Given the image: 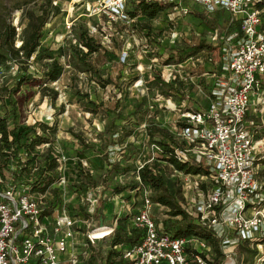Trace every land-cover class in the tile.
<instances>
[{
	"label": "built area",
	"instance_id": "obj_1",
	"mask_svg": "<svg viewBox=\"0 0 264 264\" xmlns=\"http://www.w3.org/2000/svg\"><path fill=\"white\" fill-rule=\"evenodd\" d=\"M141 1L98 0V8L89 10L86 17L120 22L133 31L136 18L127 9ZM146 1L167 6L164 14L169 19L176 13H190L194 3L208 12L227 10L238 21V30L222 46L226 73L213 85L207 106L184 108L177 117L174 132L179 142L171 146L173 156L199 171L169 167L179 176L184 210L218 241L223 254L219 264H239L242 245L255 251L251 264H264V181L260 177L264 172V123L258 120L264 117V0ZM66 17L71 32L77 19ZM87 24L103 44H112L117 32H105L94 21ZM202 52L213 61L205 50L185 61L194 57L200 61ZM127 58L123 50L121 61ZM249 115L254 116L252 121ZM63 148L50 152L57 166L46 172L50 183L45 189H37L35 176L24 175L15 181L12 174L0 171V264H105L110 249L128 264H217L214 246L206 239L172 236L163 229L153 211L151 189L139 176L140 169L153 159L143 163L139 159L133 171L116 174L115 186L109 178L113 166L109 159L100 181L82 185L94 177L95 166L84 158H73ZM113 148L110 145L107 150ZM73 197L79 200L77 210L70 206ZM110 203L111 221L106 222L105 211H100L98 219L100 205ZM121 219L128 220V234L132 227L144 231L138 243H110ZM106 228L109 234L105 235Z\"/></svg>",
	"mask_w": 264,
	"mask_h": 264
},
{
	"label": "rangeland",
	"instance_id": "obj_2",
	"mask_svg": "<svg viewBox=\"0 0 264 264\" xmlns=\"http://www.w3.org/2000/svg\"><path fill=\"white\" fill-rule=\"evenodd\" d=\"M24 1L0 0V28L7 19L20 31L19 18L22 9L16 7L23 6ZM43 1L30 3L28 7L38 11ZM59 2L62 13L55 16L52 12L44 30L41 40L44 51L36 53L28 64L9 61L0 66V98H3L0 103V116H4V106L10 105L9 88L19 78H24L20 90L12 96L17 107L16 122L21 128L33 127L24 135L26 142L34 136L49 138V146L46 142L40 148L36 147L38 153H35V160L27 164V175L39 174L47 150L58 152V149L64 147L73 158H84L95 166L94 179L97 182L102 179L109 159L114 165H118L116 169L112 166V172H109L113 186L117 182L116 174L124 168L133 171L139 159L142 163L153 159L158 160L165 168L168 186L171 189L179 188V176L168 167L163 147L155 142L161 135L154 128L165 129L171 136L176 137L175 125L181 111L187 107L205 108L211 98L213 85L220 75L226 73L223 47L228 37L236 31L230 25L232 17L221 11L208 12L201 5L192 3L194 14L176 13L172 19L162 14L151 23L145 21L138 24L137 31L133 32L125 29L120 22L88 19L87 12L98 8V0ZM66 14L69 16L68 21L74 17L80 22L94 21L105 32H117L115 37L119 39V43H114L112 48L115 51L111 53L99 51L87 56L97 72H84L86 66L71 58L72 66H66L57 81L46 82L42 75L47 70L51 57H59L61 62H67L62 56L61 48L73 38V33L67 28ZM11 16L12 20L9 18ZM138 20L144 19L139 15ZM143 26H149V35H146L147 30ZM174 38L179 41H173ZM201 41L212 45V62L207 60L205 52H202L200 61H196L194 57L192 61L187 60L182 64L172 57L176 55L172 45L196 46ZM161 42L166 46H159ZM18 43L17 39L16 44ZM123 50L128 52L129 59L120 65L118 58L122 56ZM166 79L176 85L174 93L163 94L166 88L162 80ZM105 80L111 82L107 83ZM253 118L252 115L248 116L250 121ZM258 120L264 123V117ZM44 124L54 126L56 132L44 129ZM105 129L107 134L103 133ZM113 138L117 143L112 145L114 150L109 151L105 146V139L112 141ZM175 141L179 142L178 139ZM166 142L174 144L168 139ZM32 155L23 152V162H27ZM122 155L124 157L119 160ZM0 160L4 161L5 157ZM4 167L6 168L3 173L9 175L15 169V164L10 162ZM260 177L264 181V174L261 173ZM130 188L131 186L127 193ZM78 202L73 197L70 206L77 210ZM112 203L100 205L103 209H98V219L100 211H105L106 207L111 209ZM166 210V207L153 205V211L159 218L164 217ZM106 214V222H110L113 215L110 210ZM244 257L240 252L239 264H248L243 261Z\"/></svg>",
	"mask_w": 264,
	"mask_h": 264
},
{
	"label": "trees",
	"instance_id": "obj_3",
	"mask_svg": "<svg viewBox=\"0 0 264 264\" xmlns=\"http://www.w3.org/2000/svg\"><path fill=\"white\" fill-rule=\"evenodd\" d=\"M38 1L39 0H25L23 6L20 5L16 7L17 9H22V13L19 18L20 31L17 30L13 22H9L7 19L5 20L4 25L0 28V66L6 65L9 61L14 63L17 62L20 64H28V61L36 53L44 51L41 40L44 35L45 27L49 23V18L52 12L53 14H55V16L62 13V6L59 0H44L42 4H40L38 11L28 7L30 3H36ZM55 1H57V3H54ZM166 9L167 6H164L157 2H148L146 0L141 1L139 4L131 5L127 9V11L132 18H136V21L133 23L130 29L133 30V32H136L138 29V24L145 21L151 23L162 14H164L166 12ZM219 11L225 14H229L232 17L230 25L234 26L235 30H238V21L234 20L232 14L224 9L217 10L215 12ZM190 13L194 14L195 10H191ZM139 15H141L144 20H138ZM9 18L12 20V16ZM143 27L147 30L146 35H149V26ZM71 33H73V38L69 39L68 42H66L65 45L61 48L63 52L62 56L67 59V62H61L59 57H51L49 66L42 75V78L46 82L57 81L63 75L65 67L72 66L70 63L71 58L74 59L77 63L86 66V70H83L84 72H92L93 70L97 72V70L94 69V66H92V64H90V62L88 61L87 56L99 51H102L103 53H111L115 51L114 48H112V46H114V43H119V39L117 37H113V44H111L110 46L103 44L97 36L90 33L87 21H76L74 26L72 27ZM17 39L20 43H18V45L16 44ZM159 46L165 47L166 45L164 44V42H161L159 43ZM172 47L173 51L176 52V55H172V57L179 60L177 63H182L189 57L196 56L203 50L211 51L212 45L206 44L205 41H201L196 46H182L175 44L172 45ZM128 59L129 58H127L126 62L128 61ZM126 62L121 61V56L118 58V63L120 65L125 64ZM25 69L27 68L25 67ZM23 81L24 78H19L17 81H15L13 86L9 88V99H7L10 105L9 107L4 106V116H0V158L5 157L4 161L0 160V171L3 175H5L3 173V170L6 167L4 166L8 165L10 162L13 165L15 164V169L11 171V174L14 176L15 181L22 180L24 175L28 174L29 169L27 167V164H30L33 160H35L33 159L34 157L36 158V155L34 154L31 158H28L27 162H23V152L27 154H33L35 153L36 147L46 142L49 143V138L42 136H34V138H31L29 142H26L24 139V135L27 130L33 127L25 126L24 128H21L16 122L15 116L17 115V107L15 102L12 100V96L20 90ZM170 81L162 80V84L166 88V91L163 92V94L165 95H167L169 92L174 93V89H176V85L172 83V81L170 83ZM105 82L110 83L111 81L105 80ZM2 99L0 98V103H2ZM43 127L44 129L51 130L53 133L56 132L54 126H46L44 124ZM154 129L161 135V137L159 139H156L155 142L163 147L164 157L165 161L168 164V167L169 164H172L175 169L180 171H199L197 167L180 163L173 156V148L171 147V145L177 143L175 141V136H171L165 129H161L159 127H156ZM103 133L107 134V130L105 129ZM151 133L152 135H154V132ZM77 137H79V135H77ZM167 139L169 141H173L174 144H167ZM105 142V146L108 147L117 143V140L114 139L112 141H107L105 139ZM85 145L86 144H84V146ZM50 152V150H47L44 153L41 170L39 174L35 176L36 182L34 183V185L37 186V189H45V187L50 183L49 180H46V177H50L47 176L46 172L54 170L57 166L56 161L50 158ZM113 166L115 169L118 168L117 164H113ZM111 170H109L108 172H112ZM129 170L130 169L128 168H124V170H122L121 172H126ZM80 174L81 176H85L83 172H81ZM166 175L167 174L165 168L159 164L158 160L152 163H146L139 171V176L142 183L146 187H149L152 191L151 199L155 203V205L159 204L167 208L166 212L164 213L165 215H167V217H161L159 220L162 222L163 229L172 236H199L206 239L214 246L217 264L221 263L222 260L220 259L223 254L218 241L214 238L211 231L205 228L184 210L182 206L183 195L180 181L178 185L179 188L175 189V187H172L171 189L167 184ZM8 176H10V174ZM88 180V182L82 183V185L87 183H97L94 177H90ZM116 188L117 190L122 189L118 186ZM127 225V219H121L119 221L118 228L110 238V243L112 245L121 243L125 245H134L141 240L144 231L142 229L132 227L131 233L128 234V231L126 229ZM240 251L242 252L243 256H245L243 261L251 264L255 251L250 249L246 245H242ZM98 256L101 258L102 256H104V254L98 253ZM105 256V264H128V261L119 258V252H117L116 250H108ZM91 264L97 263L92 261Z\"/></svg>",
	"mask_w": 264,
	"mask_h": 264
},
{
	"label": "bare ground",
	"instance_id": "obj_4",
	"mask_svg": "<svg viewBox=\"0 0 264 264\" xmlns=\"http://www.w3.org/2000/svg\"><path fill=\"white\" fill-rule=\"evenodd\" d=\"M109 210H110V207H106V208H105V212H106V213H107ZM108 230H109V228H106V229L103 230V232L105 231V233H104L105 235H106V234H109V233H108V232H109ZM100 233H102V232H97L98 236H104V235H102V234H100Z\"/></svg>",
	"mask_w": 264,
	"mask_h": 264
}]
</instances>
